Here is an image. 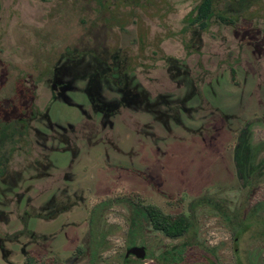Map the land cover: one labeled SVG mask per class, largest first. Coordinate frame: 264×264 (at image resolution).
I'll list each match as a JSON object with an SVG mask.
<instances>
[{"label": "rangeland", "instance_id": "rangeland-1", "mask_svg": "<svg viewBox=\"0 0 264 264\" xmlns=\"http://www.w3.org/2000/svg\"><path fill=\"white\" fill-rule=\"evenodd\" d=\"M201 1L0 0V264H264V211L228 221L264 202V0H215L234 24L207 31Z\"/></svg>", "mask_w": 264, "mask_h": 264}, {"label": "trees", "instance_id": "trees-1", "mask_svg": "<svg viewBox=\"0 0 264 264\" xmlns=\"http://www.w3.org/2000/svg\"><path fill=\"white\" fill-rule=\"evenodd\" d=\"M219 18L223 23L227 24H234V21L230 18H228L224 13L218 14L216 7H215V0H202L201 3L195 8V10L191 13V15L188 17L189 25L190 26H197L202 31H207L211 24L213 18ZM73 53H76L77 56H80L82 54L78 53L77 51H74ZM109 68V76H112L115 79L116 75L113 73V65L110 63H105ZM121 63H118L116 66V69L119 71V76L122 77L123 73L120 75V69H121ZM1 143V142H0ZM0 146H3L1 143ZM0 151H3V149L0 148ZM5 156L0 154V169L4 168V162ZM239 165V162H237ZM240 166V165H239ZM264 167V161L261 165H259V168L263 169ZM260 170V169H258ZM257 170V171H258ZM256 171L251 172V170L248 172L247 177H244V187L248 185V187H254L255 182L251 180L250 178ZM243 179V177H242ZM247 179V180H246ZM243 181V180H242ZM130 205L134 209V211H138L137 213L139 216H143L154 228V230L159 231L166 235L168 238L171 239H177L180 237H183L192 227L193 220L191 216L180 214V215H170L164 213L161 209H159L156 206L150 205V204H144L142 201H139L135 198H130ZM264 211V202L259 203L252 207L246 215H239L237 216V221L233 222L232 217H228V221H230L232 224L236 223L235 226L238 227L237 236L243 234L247 230H249L254 222H252V219L260 214V212ZM239 214V213H238ZM241 217H244V219L241 220ZM240 219V220H238ZM259 221L262 225H264V220H256ZM132 224L134 226L137 225V221L133 220ZM264 235V231H263ZM55 260H41L40 258L31 255L28 256L26 259V264H53L55 263Z\"/></svg>", "mask_w": 264, "mask_h": 264}, {"label": "flooded vegetation", "instance_id": "flooded-vegetation-1", "mask_svg": "<svg viewBox=\"0 0 264 264\" xmlns=\"http://www.w3.org/2000/svg\"><path fill=\"white\" fill-rule=\"evenodd\" d=\"M104 104V103H103ZM103 106V105H102ZM103 109L101 108V111H102ZM150 224V223H149ZM151 225V224H150ZM152 226V225H151ZM153 228V227H152ZM154 229V228H153ZM159 232V231H158ZM132 247H144L145 248V250H146V257L145 258H139V257H137L136 255H130V256H127V255H125L124 256V258H123V261H122V263L121 264H139L140 263V261H145V260H148L149 259V257H148V255H147V248H146V246H132ZM132 247H130V248H132ZM129 248V249H130ZM128 249V250H129ZM127 250V251H128ZM126 254H127V252H126ZM169 256H167V255H162V256H159L158 258H156L158 261H159V263H166V262H169V263H171V264H174V263H172V262H170L169 261ZM181 260V258L179 257L178 258V262ZM150 261L152 262V263H154V259H150Z\"/></svg>", "mask_w": 264, "mask_h": 264}, {"label": "water", "instance_id": "water-1", "mask_svg": "<svg viewBox=\"0 0 264 264\" xmlns=\"http://www.w3.org/2000/svg\"><path fill=\"white\" fill-rule=\"evenodd\" d=\"M127 256L130 255H136L139 258H145L146 257V250L144 247H132L127 251ZM53 264H68L66 262H55Z\"/></svg>", "mask_w": 264, "mask_h": 264}, {"label": "clouds", "instance_id": "clouds-1", "mask_svg": "<svg viewBox=\"0 0 264 264\" xmlns=\"http://www.w3.org/2000/svg\"><path fill=\"white\" fill-rule=\"evenodd\" d=\"M235 195H237V196H238V195H239V193H235Z\"/></svg>", "mask_w": 264, "mask_h": 264}]
</instances>
